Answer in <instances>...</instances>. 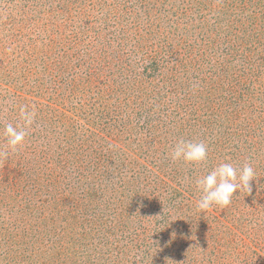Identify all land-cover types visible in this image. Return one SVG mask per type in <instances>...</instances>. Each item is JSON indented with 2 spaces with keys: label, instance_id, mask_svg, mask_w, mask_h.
I'll use <instances>...</instances> for the list:
<instances>
[{
  "label": "rangeland",
  "instance_id": "1",
  "mask_svg": "<svg viewBox=\"0 0 264 264\" xmlns=\"http://www.w3.org/2000/svg\"><path fill=\"white\" fill-rule=\"evenodd\" d=\"M218 1L0 0V174L12 170L11 177L19 172L14 187L0 188V264H49L58 251L59 236L65 238V250L92 245L101 264H264V207L258 205L264 204L263 194L252 186L257 200L244 195L243 207L237 210L228 209L230 204L213 205L203 213L197 209L200 192L195 181L211 171L209 156L221 153L228 163V155L225 149L212 151L209 138L198 140L201 134L187 138V130L157 126L177 122L175 113L160 110L161 101L175 97L161 91L166 72L163 76L146 72V47L135 48L132 38L142 35L141 43L152 44L157 51L171 42L172 51L166 47L169 52L161 55L170 60L168 68L177 57L174 47L178 54L183 51L178 55L182 63L193 64L199 55L188 46L200 42L195 27H211ZM84 34L88 38L83 39ZM257 40L255 49L237 51L228 69L262 101L264 31ZM87 44L91 50L104 44L109 61L105 81L102 70L93 78L84 71L103 62L90 58ZM208 51L211 62L205 73L195 75H206L217 68L215 60L222 61L221 49ZM115 55L126 58L128 65L121 70L113 66ZM152 103L158 109L151 108ZM248 104H240L238 127L245 125L252 110ZM22 109L37 130L40 123H47L41 116L48 120V131H39L43 139L26 132ZM106 112L121 124L98 131L96 121H103L100 116ZM9 124L27 133L15 150L5 134ZM251 124L250 135L256 134L259 141L254 146L256 158L263 162L264 111L255 119L256 132ZM227 127L235 128L231 123ZM67 132L74 140L69 147L62 143ZM180 139L203 142L208 161L173 162L169 153ZM83 141L86 160H100V168L84 167L79 149ZM4 178L0 176V182ZM185 193L194 196L191 202L184 200ZM59 194L69 206L64 215L50 206ZM72 203L80 204L77 213ZM72 215L83 222L81 227H67ZM92 216L95 225L89 224ZM170 251L178 259L174 263L167 257L163 263Z\"/></svg>",
  "mask_w": 264,
  "mask_h": 264
},
{
  "label": "trees",
  "instance_id": "2",
  "mask_svg": "<svg viewBox=\"0 0 264 264\" xmlns=\"http://www.w3.org/2000/svg\"><path fill=\"white\" fill-rule=\"evenodd\" d=\"M186 1L189 2L190 0ZM214 5L217 7H215L216 16L214 19H212L211 27L209 28L207 26V28L204 27V25H202L200 28L199 26L195 27V31L199 30L197 33V38H199L200 42L198 43L196 41V46H192L190 44L188 46V49H193L196 55H199L196 60L192 59L193 57H191V59L194 61L193 64L189 63L186 65L182 63L181 59H178V55L181 54V52L183 53V51H180L178 54L176 48L174 47L173 50L174 53H176L175 56L177 57L173 58V63L168 68L167 65L170 63V60L167 59L168 57L161 55L162 52L164 54L169 52L166 47H169L170 51H172L171 42H168L166 47L162 48L161 51H157L155 48L153 49L152 44L145 43V45H143V43H141L142 35L135 34L132 37L135 41L134 47L138 48L139 50L146 47V62L143 67L146 69L147 73H156L158 71V73L163 76V74L166 72V76L164 79H162L163 86L161 91H163V95L167 94L168 96L173 95V97H175L173 99L170 98L168 102L164 100L161 101V98L159 100L161 101V104L163 103L164 105V108L160 110H163L165 114H167V112H171L173 114L175 113L178 119L177 122L170 120L171 122L161 123L157 126L169 124L167 127H171L179 131L187 130V138H191L192 134H195L196 136H198L197 134H201L202 137H200L198 140H206V138H209L207 140H209V144L212 146L211 150L218 151L225 149V154H227L229 158L228 163L233 164V166L236 168L242 167L245 162L250 163L255 171L256 177L251 181L253 190L259 196L263 194L262 198H264V161H258V158H256L257 153L254 150V146L259 141L257 140L256 134L253 137L250 135V129L247 125L252 122L250 125L252 126L251 130L256 132L254 122L255 119L263 114L264 98L262 101H258V97H255V93L249 92L247 90L246 86H249V84L230 75V70L228 69L231 61L235 59L234 55H236L237 51H242L244 49L253 50V48L255 49L254 45L259 43V40L257 39L261 40V34L264 31V0H221L220 2L218 1L217 3H214ZM248 5L251 7V10L247 15H244V11L250 8ZM89 29H91V27ZM89 29L87 31H89ZM174 29H176V27H174ZM94 33L95 36H100L97 30H94ZM108 33L112 34V32ZM90 36L94 35L91 34ZM82 38H88L87 34H84V37ZM197 38L195 39L197 40ZM248 38H250L251 41ZM183 41V38L180 39V44L182 45L181 47H183ZM202 45L205 47V49H202ZM87 46H89V48ZM87 46H84V49L87 50L86 52L90 58L93 61L102 59L103 62H100V64L99 62H95L91 69L88 68L89 70H87L85 67L84 71L86 72V75H89L93 78L95 74L99 75V72L102 70L105 81L106 74L104 71L109 69L106 67L105 62L109 63V61L104 55V44H102L100 47H94L93 50H91V46L89 44H87ZM219 49L222 50L223 54L220 53L221 55L219 54L220 56L218 57L222 56L223 58L221 59L222 61H220V59L215 60L219 61L217 64H215L217 68H210L211 72H208L206 75H195L194 73H205V67L211 62L210 58H208V50H210L211 53H216L219 51ZM201 51L204 53L203 58L200 57ZM228 53L231 55H229L230 57L227 56L228 58L225 59L224 57L228 55ZM112 58L114 62L113 66L120 70L123 68V66L126 67L128 65L125 61L126 58H122L119 55L112 56ZM162 69L165 71L163 72ZM251 80L254 81L255 78ZM244 90L247 91L245 92ZM86 91L89 90L85 87V92ZM163 95V98L166 97ZM159 97H161V95H159ZM160 101H158V103ZM243 102L246 104L250 103L248 105L252 107V110L251 112H248V114L246 113L247 116L244 118L245 125L238 127L237 120L240 118L239 115L243 114L242 111H240V104ZM151 105V108L158 109V107H156L158 105L155 103H152ZM44 117L45 116H41V122L47 123H44V125L40 123V128L38 130L34 124H26V127L23 126L25 129L27 128L26 132L33 134L35 137L37 136L38 139H43L44 136L39 132L40 129L43 131H48L45 128L48 125V120H45ZM100 119L103 121H96L98 131H104L110 127L117 128L121 124L119 120L110 114V112L102 114ZM229 123H231L235 128L232 129L227 127ZM237 127L240 128L239 131ZM28 128L34 129L33 132ZM90 131L91 130L89 129L87 130V135L91 133ZM171 132H173V130H171ZM194 138L197 139L196 137ZM73 141V138L70 139L68 132L63 135V146L67 145L69 147V143H72ZM68 147L65 151H63L64 153L68 150ZM79 149L81 150V161L84 162L85 168H100V160H95L94 162H92V160H86L88 148L86 149L84 141L81 142ZM97 153L100 155L99 152ZM220 156L221 153H219L217 156H209V161H207L208 166L211 169L208 170H212V168L217 166L219 163L224 162ZM64 163L66 164L67 161H64ZM78 167L79 165L77 168ZM9 174H12V170H9L7 174H0V176L6 177L1 180L4 183L0 182V188H12L15 186L14 184L16 181H14V179L16 175L19 176V172L16 171L14 173L16 175H12L11 177H8ZM183 192H185V190ZM175 194L176 193L173 195ZM244 195L245 197H248L249 201L257 200V196L255 194H247L246 190L241 189L239 192L233 195L230 203L231 206L228 209L233 207L234 211L237 210L238 207H243L242 199ZM55 197L56 199L51 200V209L54 210L57 215L58 211L64 215L66 213V208L68 209L69 206H67L68 204L64 202V198L61 196V194ZM192 197L194 196H190L188 193H185L183 196L184 200L187 202H191ZM79 205L80 204L78 203H72L71 209L77 213V210H79ZM258 205L264 207V204L261 205L258 203ZM253 206L254 203L251 205V207L253 208ZM45 209H49V207ZM253 210L256 212V207L253 208ZM93 218L94 217L92 216L89 220L90 225H95L94 221H92ZM82 224L83 222L78 219V216L72 215L69 216L67 227L69 229H75L81 227ZM50 229L52 230L53 228L50 227ZM53 234L57 235L55 230H53ZM64 239L65 238H62L61 236L57 238L56 244L58 251L55 252L54 256L52 257V261L49 264H101L99 260H95L96 257L92 254V245L85 244L83 245L82 250L77 248L72 250L71 246L66 247L65 250V242L63 241ZM67 239L70 240L71 237L67 236ZM141 241L144 243L143 238H141ZM215 245L216 247L218 246L216 243ZM89 253L93 255L92 259L89 258ZM167 257L170 258V262L175 263L174 260L178 259V254L170 251L169 256L165 255L164 260H162L163 263ZM151 261L153 262V259H151ZM110 264H113V262Z\"/></svg>",
  "mask_w": 264,
  "mask_h": 264
},
{
  "label": "clouds",
  "instance_id": "3",
  "mask_svg": "<svg viewBox=\"0 0 264 264\" xmlns=\"http://www.w3.org/2000/svg\"><path fill=\"white\" fill-rule=\"evenodd\" d=\"M21 111L26 124H31V116L23 109ZM5 134L8 137V144L15 150L27 133L9 124L6 126ZM169 155L173 162L182 160L185 163L199 164L207 160L208 150L203 142L180 139L172 147ZM255 178V171L250 163L245 162L239 169L231 163H219L195 181L200 192L197 209L203 213L213 205L228 206L233 195L241 189L246 190L247 194L252 192L250 182Z\"/></svg>",
  "mask_w": 264,
  "mask_h": 264
}]
</instances>
